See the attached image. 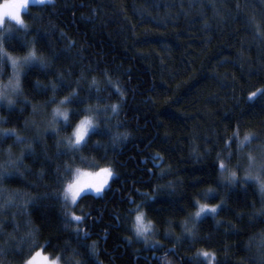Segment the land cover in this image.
Returning <instances> with one entry per match:
<instances>
[{"label":"clouds","instance_id":"1","mask_svg":"<svg viewBox=\"0 0 264 264\" xmlns=\"http://www.w3.org/2000/svg\"><path fill=\"white\" fill-rule=\"evenodd\" d=\"M40 6L33 14L31 0H0V81L12 78L15 57L21 86L19 94L0 101V119L7 118L9 102L11 109L32 110L26 129L37 112L48 117L40 126L43 137L32 142L34 152L23 144L0 147V164L9 152L23 156L20 171L6 172L0 180V264H115L113 257L101 259L102 242L109 236L96 230L103 218L89 219L101 207L111 217L107 228L120 227L129 247L156 249L155 264H264V0H222L217 13L221 23H238L243 33L237 51L245 82L233 93V106L217 118L214 112L205 113L210 119L190 135L182 159L165 153H156L155 159L151 153L146 156L143 174L127 186L131 174L120 157L142 127L134 114L142 111L134 107L139 88L129 77L133 65L118 62L119 57H93L92 41L97 35L118 36L107 51L127 49L122 54L135 62L143 35L137 25L147 19L161 26L170 23L176 18L173 10L183 4L176 0L161 9L148 0H56L54 6ZM74 8L86 11L66 18ZM69 20L83 22L87 31L73 28ZM32 46L46 63L24 62ZM62 53L70 59L62 60ZM57 105L68 109L69 120L55 122L58 134L43 131ZM89 109L95 113L93 124L84 140L73 145V129ZM249 110L253 118L245 119ZM210 163L214 172L207 181L188 176L183 167ZM249 166L252 175H246ZM105 167L111 175L104 189L89 185L75 196L69 190L77 169ZM230 170L236 171L235 178ZM189 181L198 190L191 191L182 208L167 211L163 218L151 210L150 204L165 193L181 198ZM236 191L247 194L243 204L232 200ZM202 203L215 207L201 212ZM139 212L144 224L138 227ZM225 238L229 243H221Z\"/></svg>","mask_w":264,"mask_h":264},{"label":"trees","instance_id":"2","mask_svg":"<svg viewBox=\"0 0 264 264\" xmlns=\"http://www.w3.org/2000/svg\"><path fill=\"white\" fill-rule=\"evenodd\" d=\"M133 2L134 0H127L128 4ZM173 2L176 0H148V3L161 9ZM181 2L183 8L173 10L176 18L171 19L170 23L161 26L152 19H147L137 25L138 29L143 30V35L140 37L142 43L137 45L139 56L135 62L122 54L127 49L107 51L112 42L119 39L118 36L97 35L95 41H92L93 57H119L118 62L132 64L134 73H130L129 77L139 88L134 107L142 111H136L134 114L142 127L138 139L130 144L120 157L124 171L131 174L130 179L125 180V186L143 174L142 166L145 164V157L150 153L154 159L156 153L171 154L177 159H182L183 149L190 142V135L194 131L200 132L203 125L209 121L210 118L205 113L214 112L213 118L220 117L225 108L233 106V93L245 82L242 61L237 51L241 47L243 33L238 23L229 25L220 22L217 13L222 0ZM32 5L33 14L38 13L41 6L37 3ZM85 11L84 8L79 10L74 8L67 13L66 18L78 17ZM129 11L131 12V9ZM69 23L73 28L87 31V25L79 20L74 24L69 20ZM41 43L47 46L45 41L42 40ZM61 59L67 61L70 55L62 53ZM234 77L237 79H233ZM7 83L8 81H0V86ZM28 83L31 85L30 78ZM177 85L180 87L177 88ZM140 101L145 102L141 104ZM236 111L238 115L241 114L240 109ZM256 111L259 112L260 109L257 108ZM31 112V109L23 112L13 109L10 114L9 110H4V114L12 123L0 125V128L15 127L21 136L32 135L33 126L29 125L27 129L25 126V119ZM128 115L132 116L133 112L130 111ZM244 118H253L251 110ZM34 119L39 127L44 126V121L48 119L47 113L37 112ZM6 136L13 139H9L6 144H0V147L15 144L13 133H6ZM148 167L149 170H154L152 165ZM183 167L187 168L188 176L203 181H207L214 172L211 163L208 166L184 164ZM11 182H18V179ZM195 187L198 185L189 181L188 190L181 194V198L178 199L175 194L165 193L164 198L157 199L155 203L150 204V208L163 218L167 211L182 208L184 201L190 200L191 191L198 190ZM231 198L234 202L243 204L247 194L236 191L231 193ZM97 217H102L104 222L98 223L96 230L103 231L111 217L106 215L103 207L98 212L94 211L89 219ZM51 218L55 219L54 213ZM206 223H210V220ZM109 231L111 235L102 242L104 245L102 251L105 255L101 259L113 257L115 264H155V257L158 255L155 248L146 249L140 244L129 247L125 243V234L120 227L111 228ZM221 243L227 244L229 240L225 238Z\"/></svg>","mask_w":264,"mask_h":264},{"label":"snow or ice","instance_id":"3","mask_svg":"<svg viewBox=\"0 0 264 264\" xmlns=\"http://www.w3.org/2000/svg\"><path fill=\"white\" fill-rule=\"evenodd\" d=\"M56 0H36V3L38 5H44L45 7L48 6H54ZM213 8L215 9V5H213ZM19 19V17H17ZM40 57L37 55V51L34 46L30 48L29 53L25 57V63H30L34 60H38ZM41 64L46 63L42 59H40ZM12 64L15 69L12 78L8 80V84L5 85L3 88H0V101H5L7 100L8 94H19L21 90L20 86V73H19V68H20V63L19 61L13 57L12 58ZM95 84V81H93ZM55 88V85L53 86V90ZM99 86L97 85V92H99ZM75 92V90H74ZM75 95L78 97L79 93H75ZM0 110H2V105H0ZM11 103L9 102V113L11 114ZM26 110V107L25 109ZM33 111L37 112L38 110L36 109L35 105H33ZM94 112L89 109V114L84 115L79 123L76 125V127L73 129L72 136L74 137L73 140L70 141L71 144L73 145H78L81 141L84 140V138L87 136L90 127L93 124V117H94ZM60 118H63L65 121L69 120V112L66 107H60L57 106L54 110L53 116L51 121L49 122V128L44 129L43 131H48V130H53L56 131L57 134L59 132V129L56 127L55 122L58 121ZM12 121L9 117L5 119H0V125L2 124H11ZM32 126L35 129L34 135L31 137H26V136H21L18 131L14 128H0V144H6L9 139H13V137H7L6 133H13L14 134V142L17 145L23 144L26 145V151L31 150L34 152V147L32 142L36 140L37 138H42L43 133L39 127L35 123V121L32 122ZM241 144H243V141H241ZM23 159V156L21 157H16L14 156L11 152L8 153L7 159L3 161L2 164H0V180L3 179V176L6 172L9 171H20V161ZM221 166L224 165V161H220ZM111 175V169L110 168H100L97 171H88L85 169H77L76 170V175H75V180L72 184L69 185V190L73 193L75 196L81 188L87 187V186H92L93 188L97 190L104 189L105 185L108 183V178ZM246 175H252L251 171V166H249V170L246 172ZM230 176L232 178H235L236 176V171L235 170H230ZM262 184H264V181H262ZM208 207H215L214 205H209L206 203H202L200 205V210L203 211L204 209ZM96 219H99L97 217ZM137 222H138V227L144 224V218H143V213L139 212L137 213ZM105 235H110V231L108 228L103 229ZM87 234V233H84ZM93 254H95V250L93 249ZM36 258L33 257V260ZM31 264V262H30Z\"/></svg>","mask_w":264,"mask_h":264},{"label":"rangeland","instance_id":"4","mask_svg":"<svg viewBox=\"0 0 264 264\" xmlns=\"http://www.w3.org/2000/svg\"><path fill=\"white\" fill-rule=\"evenodd\" d=\"M31 3H36V0H31ZM8 84V83H7ZM7 84H4V85H2V86H0V88H3L5 85H7ZM85 170H87V169H85ZM89 171V170H88Z\"/></svg>","mask_w":264,"mask_h":264}]
</instances>
